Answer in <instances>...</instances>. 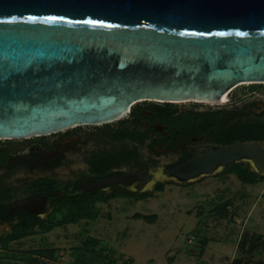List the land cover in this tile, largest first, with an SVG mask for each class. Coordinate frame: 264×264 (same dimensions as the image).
<instances>
[{
    "label": "water",
    "instance_id": "1",
    "mask_svg": "<svg viewBox=\"0 0 264 264\" xmlns=\"http://www.w3.org/2000/svg\"><path fill=\"white\" fill-rule=\"evenodd\" d=\"M245 84H264V0H0V141L112 124L140 102L218 104ZM252 143L169 175L232 165Z\"/></svg>",
    "mask_w": 264,
    "mask_h": 264
},
{
    "label": "rangeland",
    "instance_id": "2",
    "mask_svg": "<svg viewBox=\"0 0 264 264\" xmlns=\"http://www.w3.org/2000/svg\"><path fill=\"white\" fill-rule=\"evenodd\" d=\"M226 107V103L215 106ZM129 119L130 115L120 121ZM58 137L40 140L41 147ZM58 149L82 152L83 128L76 141L67 140ZM135 149L142 157H149L147 142L136 143ZM178 156H150L155 162L151 170L164 171ZM236 163L262 179L249 185L220 167L185 181L167 175L150 186L121 187L152 193L144 199L113 197L106 190L103 199L93 205L99 211L96 220H81L46 233L35 231L8 244L5 251L0 249V264H231L238 258L247 264H264V172L244 159ZM158 183L162 191H155ZM140 216H155V220L149 223ZM89 239L98 241L95 247H89L91 253L85 250ZM41 250H53V259L39 256Z\"/></svg>",
    "mask_w": 264,
    "mask_h": 264
},
{
    "label": "flooded vegetation",
    "instance_id": "3",
    "mask_svg": "<svg viewBox=\"0 0 264 264\" xmlns=\"http://www.w3.org/2000/svg\"><path fill=\"white\" fill-rule=\"evenodd\" d=\"M263 95L264 84H245L229 91L224 103L168 106L140 102L132 107L130 119L112 123L117 125L114 128H110L112 124L74 127L50 135L66 134L43 147L39 141L50 136L16 141L20 146L13 141L0 142V238L20 236L10 244L38 231L40 221L62 220L66 213L60 205L63 197L95 200L106 190L113 194L122 186L151 184L157 171L151 170L155 165L152 155L179 153L177 160L162 171L166 177L169 168L201 149L234 142L264 147V141L227 142L234 128L264 124ZM225 103L226 108H215ZM82 128V152L58 149L67 140L76 141ZM138 142H147L149 157H142L135 149ZM67 154L79 161L68 159ZM0 249L7 248L0 245Z\"/></svg>",
    "mask_w": 264,
    "mask_h": 264
},
{
    "label": "trees",
    "instance_id": "4",
    "mask_svg": "<svg viewBox=\"0 0 264 264\" xmlns=\"http://www.w3.org/2000/svg\"><path fill=\"white\" fill-rule=\"evenodd\" d=\"M168 106L172 104H166ZM123 122V121H120ZM135 134H140L139 132H136ZM238 139L240 141H264V124L263 125H257L248 123L244 127H238L234 128V130L231 131V138L227 140V142ZM225 172L230 175H235L238 177L243 183L253 185L256 184L258 181H260L262 178L257 175L256 173L250 172L249 169L246 166H243L242 164H232L228 166L225 169ZM155 191H162L163 186L162 184H159L158 186H155ZM111 196L113 197H126V198H137V199H144L147 197H151L152 193H135L130 192L124 189H117ZM103 197H99L95 200H88V199H74V198H67L63 197L60 200L61 207H64L66 210L65 216L62 220H56L53 222L49 221H40L38 223V229L41 232H49L52 229L56 227H60L63 225L68 224H76L81 220H96L99 216V211L95 210L93 208V205L97 201H101ZM145 221L149 223H153L155 220V216L147 217V216H140ZM20 236L10 235L7 238H0V245L4 247V249L7 248V245L10 241L19 239ZM98 241L95 239H89L88 242L85 243V250L87 252H93L89 247H95L97 245ZM264 248V239L261 241ZM204 252V248L201 249V253ZM39 256L44 255L43 257L52 260L53 259V250H41L37 252ZM231 264H247L244 263L242 259L238 258L232 261ZM261 264V263H260Z\"/></svg>",
    "mask_w": 264,
    "mask_h": 264
},
{
    "label": "bare ground",
    "instance_id": "5",
    "mask_svg": "<svg viewBox=\"0 0 264 264\" xmlns=\"http://www.w3.org/2000/svg\"><path fill=\"white\" fill-rule=\"evenodd\" d=\"M226 101V100H225ZM221 101V102H225ZM200 151V150H199ZM196 154V153H195ZM240 154H244V160L249 161L257 170L263 172L264 171V153L261 151V145L257 143H252L251 145H248L246 148H244V151L241 152ZM207 174V172L203 173ZM165 178V175H163L162 171L158 169L154 174H153V179L151 182L155 180H160ZM194 178V176L189 177L188 179ZM177 180L180 181H185L182 180L181 178H176ZM186 179V180H188ZM150 186V183L147 185Z\"/></svg>",
    "mask_w": 264,
    "mask_h": 264
}]
</instances>
